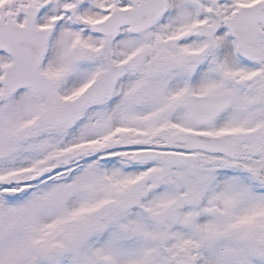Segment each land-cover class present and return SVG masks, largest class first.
<instances>
[{
    "label": "snow or ice",
    "instance_id": "6c2138e0",
    "mask_svg": "<svg viewBox=\"0 0 264 264\" xmlns=\"http://www.w3.org/2000/svg\"><path fill=\"white\" fill-rule=\"evenodd\" d=\"M0 264H264V0H0Z\"/></svg>",
    "mask_w": 264,
    "mask_h": 264
}]
</instances>
